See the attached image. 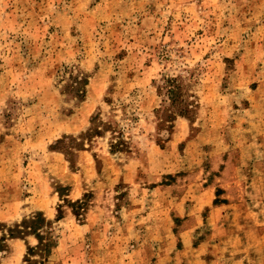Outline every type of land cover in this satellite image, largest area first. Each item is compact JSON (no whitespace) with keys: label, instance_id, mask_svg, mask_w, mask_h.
<instances>
[{"label":"rangeland","instance_id":"1","mask_svg":"<svg viewBox=\"0 0 264 264\" xmlns=\"http://www.w3.org/2000/svg\"><path fill=\"white\" fill-rule=\"evenodd\" d=\"M28 225L0 264H264V0H0V236Z\"/></svg>","mask_w":264,"mask_h":264},{"label":"trees","instance_id":"2","mask_svg":"<svg viewBox=\"0 0 264 264\" xmlns=\"http://www.w3.org/2000/svg\"><path fill=\"white\" fill-rule=\"evenodd\" d=\"M166 81H167V85H168L169 99L171 100V104L173 105L174 102L177 99L176 97H174L175 85H174L173 82L175 81V79L174 78H169ZM175 104H176V102H175ZM180 111H183V110H180ZM98 127L99 126L97 124L94 125L92 128H90L89 130H87V132L84 133V136L90 137L93 134H99L100 133V130L98 129ZM123 147H124L123 146V142L121 140H117L116 142H112L111 143V148H112L113 151L120 150ZM60 218H61V214H57L56 219L58 220ZM37 220H38V216L37 217H34L33 220H31V223L33 224L35 222H38ZM41 222L47 224L49 221L48 220H45V218L42 217L41 218ZM39 228H40L39 226L28 225V226H26L25 232H21V235H19V234H13L12 232H10L8 234V237H20V238H22V237H24L27 234H32V235H34V237L37 238L38 242H41V238L42 237H40L41 234H39ZM4 237H5L4 234H2L0 236V243H4V239H5ZM48 245L49 246H53V242L52 243L50 242V244H44V246H48ZM29 247L27 245V248H29Z\"/></svg>","mask_w":264,"mask_h":264},{"label":"crops","instance_id":"3","mask_svg":"<svg viewBox=\"0 0 264 264\" xmlns=\"http://www.w3.org/2000/svg\"><path fill=\"white\" fill-rule=\"evenodd\" d=\"M68 196L69 197H77V196H74V194H73V192L72 191H70V194H68ZM28 236H30V237H32V238H36V237H34V235H32V234H27V235H25L24 237H22V238H20V237H6L5 239H4V244H5V247H6V244L7 245H9V244H11V245H15L16 247H17V249H18V252H17V257L19 256L20 258H22V256H23V251H20V249H21V243H22V245H23V249L25 248H27V245H29V243L27 242V238H28ZM22 252V253H21ZM12 257L13 256H7L6 258H5V260L3 261V263H1V264H7L8 262H10V261H13L12 263L13 264H16L17 263V260H18V258H15L14 260H12ZM19 258V259H20Z\"/></svg>","mask_w":264,"mask_h":264}]
</instances>
